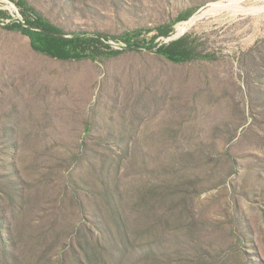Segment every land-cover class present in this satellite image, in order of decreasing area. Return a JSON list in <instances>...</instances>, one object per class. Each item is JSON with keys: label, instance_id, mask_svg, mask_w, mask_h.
Returning <instances> with one entry per match:
<instances>
[{"label": "rangeland", "instance_id": "374dc122", "mask_svg": "<svg viewBox=\"0 0 264 264\" xmlns=\"http://www.w3.org/2000/svg\"><path fill=\"white\" fill-rule=\"evenodd\" d=\"M18 1L0 0V264H264V0H23L118 39L81 61L8 30Z\"/></svg>", "mask_w": 264, "mask_h": 264}, {"label": "trees", "instance_id": "16d2710c", "mask_svg": "<svg viewBox=\"0 0 264 264\" xmlns=\"http://www.w3.org/2000/svg\"><path fill=\"white\" fill-rule=\"evenodd\" d=\"M18 4L29 13V16L27 17L25 25H13L12 27H9L8 30L19 32L20 34L25 36L29 40L30 48L37 54L61 61H81L85 59L95 60L102 55V53L99 52V46H105L104 43L107 41L118 40L116 38L109 37L103 34H87L83 32L66 33L57 26L50 23L34 9L26 6V3L23 0H19ZM162 30L163 27L158 28V32L160 35L163 33ZM132 36L133 34L127 35L125 38H122V41L126 43L127 50L137 51L140 49H144L149 53L162 55L167 60L176 63L188 60L185 58V55H183V53L179 51L173 52L171 50V46L157 47L156 44L151 43L145 47H137L129 41ZM116 54L117 53H111L110 55ZM2 195L6 197L5 193H2ZM149 209L151 211H158L159 207L154 204V206H150ZM166 215L168 216L167 219H171L174 216L173 211L170 210H167ZM118 219L120 229L123 231V240L126 245H129L128 241L130 237L127 235L134 233L130 230L127 231L125 229L126 225L120 215H118ZM0 220H2V216H0ZM156 226L166 228L165 226H167V224H160L157 219L156 223H152V226L147 227V230L153 229L152 231H150V233H153ZM0 245H4V241L1 235ZM9 254L10 253H5L6 256H8ZM205 258L209 259L208 256H205Z\"/></svg>", "mask_w": 264, "mask_h": 264}, {"label": "bare ground", "instance_id": "6f19581e", "mask_svg": "<svg viewBox=\"0 0 264 264\" xmlns=\"http://www.w3.org/2000/svg\"><path fill=\"white\" fill-rule=\"evenodd\" d=\"M239 1L240 0H226L224 2L210 4L205 9V11L202 12V15H204V14H214V13H216L218 11H221V10H229V9H232V8L234 9V7H236V5H238ZM255 1H262V0H255ZM197 18H198V16L196 15L192 20L187 21V22L183 23L182 25H179L178 29L180 31L187 29L192 24V22L195 19H197Z\"/></svg>", "mask_w": 264, "mask_h": 264}, {"label": "water", "instance_id": "95a60500", "mask_svg": "<svg viewBox=\"0 0 264 264\" xmlns=\"http://www.w3.org/2000/svg\"><path fill=\"white\" fill-rule=\"evenodd\" d=\"M202 18H203V17H202ZM202 18H200L198 21H200ZM198 21H197V22H198ZM184 33H185V32H184ZM184 33H182V34H180V35H174L171 39H169V41H174V40L180 38Z\"/></svg>", "mask_w": 264, "mask_h": 264}]
</instances>
